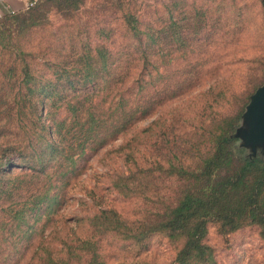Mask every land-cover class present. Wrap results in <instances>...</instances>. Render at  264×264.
Listing matches in <instances>:
<instances>
[{
	"label": "rangeland",
	"instance_id": "1",
	"mask_svg": "<svg viewBox=\"0 0 264 264\" xmlns=\"http://www.w3.org/2000/svg\"><path fill=\"white\" fill-rule=\"evenodd\" d=\"M126 12L137 18L143 46L155 52L146 62H157L160 77L146 89L149 97L159 90L161 102L126 133L76 160L54 214L47 215L44 206L38 217L31 214L29 202L39 183L29 177L21 178L22 189L0 193V264H94L93 251L104 264H176L183 237L155 234L133 243L96 231L89 220L102 210L129 221L151 214L180 191L169 165L198 167L212 153L215 135L231 124L240 126L249 97L264 83V11L260 0H82L76 11L48 10L11 42L30 54L24 58L34 72L50 79L61 95L89 93L80 98L100 104L107 91L91 92L78 84L72 89L67 81L82 78V56L99 62L98 49L109 54L108 62H142L123 20ZM13 60L20 58L0 45L2 65ZM66 116L59 109L56 119ZM3 131L0 123V146ZM131 173L129 186L135 191L125 196L116 184ZM22 209L20 222L14 216ZM204 241L216 264H264L257 226L222 234L211 223ZM81 242L90 245L82 248Z\"/></svg>",
	"mask_w": 264,
	"mask_h": 264
},
{
	"label": "trees",
	"instance_id": "2",
	"mask_svg": "<svg viewBox=\"0 0 264 264\" xmlns=\"http://www.w3.org/2000/svg\"><path fill=\"white\" fill-rule=\"evenodd\" d=\"M81 3L82 0H39L31 8L0 19V45L20 58L6 62L8 66L0 62V123H4L0 193L22 189L21 180L25 177L36 180L39 188L29 202V211L35 217L43 206L47 215L60 208L65 178L79 157L126 133L150 115L162 99L159 90L149 97L146 88L149 81L155 85L160 71L157 62H146L154 50L150 45L143 46L138 20L129 12L123 14V20L138 44L142 62L133 65L108 62L109 54L98 49L99 62H90L89 55L82 56L83 71H78L82 78L74 83L67 81L72 89L78 84L91 92L107 91L103 92V98L109 99L107 103L105 99L96 104L91 98H80L88 97L89 93L67 98L50 79L34 72L24 58L30 54L20 53L12 44V37L35 27L50 9L71 12L78 10ZM260 4L264 11V0ZM148 37L153 39L152 35ZM51 108L55 110L50 111ZM63 108L67 116L56 119L58 110ZM234 130L231 124L213 137L212 153L198 167L169 165L170 176L181 187L172 200L165 199L151 214L136 221H129L113 210H102L89 220L91 227L133 243L155 234L170 240L183 237L182 247L174 258L176 264H216L211 247L204 241L211 223H217L222 234L257 226L264 241V158L259 154L249 158L244 150L238 149L232 138ZM155 165L162 170L160 163ZM15 170L20 172L14 174ZM132 176L133 173L120 178L116 184L125 196L135 191L129 186ZM133 181L137 182L135 178ZM14 218L23 222L24 209L16 212ZM84 245L90 244L81 242L82 248ZM98 257L93 251L89 259L94 264H104Z\"/></svg>",
	"mask_w": 264,
	"mask_h": 264
},
{
	"label": "water",
	"instance_id": "3",
	"mask_svg": "<svg viewBox=\"0 0 264 264\" xmlns=\"http://www.w3.org/2000/svg\"><path fill=\"white\" fill-rule=\"evenodd\" d=\"M232 138L236 146L244 150L249 158L258 154L264 158V83L249 97L241 116V124L234 130Z\"/></svg>",
	"mask_w": 264,
	"mask_h": 264
},
{
	"label": "crops",
	"instance_id": "4",
	"mask_svg": "<svg viewBox=\"0 0 264 264\" xmlns=\"http://www.w3.org/2000/svg\"><path fill=\"white\" fill-rule=\"evenodd\" d=\"M26 0H0V14L20 13L25 10Z\"/></svg>",
	"mask_w": 264,
	"mask_h": 264
},
{
	"label": "built area",
	"instance_id": "5",
	"mask_svg": "<svg viewBox=\"0 0 264 264\" xmlns=\"http://www.w3.org/2000/svg\"><path fill=\"white\" fill-rule=\"evenodd\" d=\"M38 2H39V0H26L25 9H28V8H31V7L35 6ZM11 14H13V12ZM2 17H3V15L0 14V19Z\"/></svg>",
	"mask_w": 264,
	"mask_h": 264
}]
</instances>
